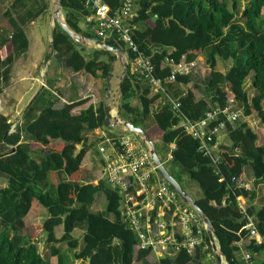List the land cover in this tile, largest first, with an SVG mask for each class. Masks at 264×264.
I'll return each mask as SVG.
<instances>
[{
  "label": "trees",
  "instance_id": "1",
  "mask_svg": "<svg viewBox=\"0 0 264 264\" xmlns=\"http://www.w3.org/2000/svg\"><path fill=\"white\" fill-rule=\"evenodd\" d=\"M238 1L138 0L137 14L131 22L132 25L137 22L146 25L143 30L134 27L132 37L138 49L149 57L155 77L165 79L170 75L171 69L162 66L165 59L172 63L180 60L190 62L207 51L209 68L197 70L206 80V90L210 91L206 97H210L211 105L218 108L229 104L230 97L229 100L236 102L242 111L243 118L238 125H227L231 145L220 144L211 154L205 153L201 141L186 133L181 126L184 119L200 121L207 105L204 99L195 98L190 90L177 99L179 112L166 103L152 116V123L142 128L152 141L158 139L165 144L174 143L173 160L200 190L201 198L195 202L210 220L227 264H245L241 258L243 253L262 251L261 245L247 238L246 230H240L245 220L236 198L247 197L248 193L236 184L232 186V178L248 165L256 181L264 179V147L257 143V131L262 129L259 124L254 127L246 119L255 116L264 129V14H261L264 12V0H249L236 19ZM102 2L111 12L121 5V0ZM25 3L26 0H13L8 12L16 14V19L11 17L4 26L0 25V94L3 87L8 85L14 55L28 48L26 20L22 17L24 10L29 12V20H33L43 12L45 6L32 14L30 9L24 7ZM61 6L68 27L93 38L90 32L81 33L72 15V12H77L90 16L93 12L91 8L84 5L83 0H61ZM149 13L156 15L157 19L152 20ZM93 25L94 22H91ZM107 42L123 48L114 39ZM51 46L54 57L62 61L65 67L75 74H85L97 80L105 79L115 59L113 53L102 49L83 54L85 46L69 39L58 27L55 28ZM100 54L105 55L104 60L97 58ZM216 57L232 61L223 74L213 69ZM202 71L203 74H200ZM140 81L130 74L120 84L119 97L125 110H130L128 102L125 103L127 100L139 97L142 114L147 116L152 99L147 97L148 86L137 94ZM175 81L186 84L190 79L187 74H177ZM247 81L249 90L245 87ZM222 83L227 84V89L221 86ZM250 90L251 95L248 94ZM228 94L231 96L228 97ZM97 97V90L93 88L83 99L59 109H43L27 124L26 131L31 140L40 144L45 158L43 168L30 160L27 153L29 143L18 144L20 132L17 129L10 132L11 123L7 117L0 115L1 147L8 152L7 146L16 145L11 153L3 155L0 152V176H5L8 182L7 188L0 190V264H51L49 259L41 256L35 243H25L17 233L22 227L21 219L30 200L35 197L30 181L32 171H35L36 178L47 169L61 171L67 176V179L52 185L47 193L37 196L48 209L49 217L42 224L49 233L48 242L54 241L52 227L62 223L63 235L57 241L65 242L69 250L76 249L77 241L72 238L71 232L77 223H84L83 245L74 253V258H88V264H133L150 253V247L141 245L136 232L126 225V219L120 214L122 192L114 187H105L102 182L80 183V163L85 149L76 151V144L83 140V125H87L88 129L102 126V102L92 105ZM222 119L219 116V121ZM131 123L134 124L133 121ZM215 124L212 122L210 126ZM112 142L117 144L115 139ZM98 190H103L107 202L105 211L113 213L115 221L107 220L103 213H91L87 209V204ZM246 213L254 217L256 229L264 236V205L258 210L246 208ZM182 239V236H176L177 242L180 243ZM205 239L208 240L207 235ZM236 241L242 242L240 248L233 245ZM194 253L199 257V247H195ZM50 256L57 258L56 264H62L59 249L52 248ZM202 257L205 259L204 253ZM192 258L183 246L175 257L159 259V264H190ZM205 263L199 261L196 264ZM259 264H264V260Z\"/></svg>",
  "mask_w": 264,
  "mask_h": 264
},
{
  "label": "crops",
  "instance_id": "2",
  "mask_svg": "<svg viewBox=\"0 0 264 264\" xmlns=\"http://www.w3.org/2000/svg\"><path fill=\"white\" fill-rule=\"evenodd\" d=\"M12 1L13 0H0L1 26H4L11 17L16 19V14L12 11L8 12ZM35 2L36 0H26L24 5V7L30 9L32 14L44 4L45 6L43 12L33 20H30V22L25 26L28 48L23 51H18L13 57V64L8 81L10 85V97L9 99L6 97H0V115L7 118L11 116L14 117L15 121L13 125L15 126V129L20 132V141L18 144L29 143L27 153L30 160L34 161L36 165L43 168L45 158L42 155L40 144L31 140L30 135L26 131L27 124L33 121L43 109L47 107L59 109L66 104L83 99L93 88L97 90L98 97L92 105L99 101L103 102L106 95V84L105 79L97 80L85 74H75L72 69L65 67L62 61L54 57V50L50 43L52 31V5L51 3L49 4L41 0V5L38 9H35V7L31 6V4H34ZM72 15L81 33L90 32L94 35L93 26H91V22L93 21L89 16H82L77 12H72ZM45 17L46 19L48 17V21L39 25L41 24V22H39L41 18ZM37 21L39 24H37ZM145 27V23L142 22H137L135 24L136 29L143 30ZM41 28H43L42 31ZM49 31L50 36L47 35ZM45 33L47 35L46 39L44 38ZM92 37L95 38V36ZM77 48L79 49L80 47L78 46ZM94 49H96L94 46L92 47L88 45L85 46L82 53L88 55L93 53ZM206 52L207 51H204L200 55L196 56L194 60L190 61L194 64L192 70L187 74L190 81L186 84L176 81L168 83L165 94H154L151 88L142 80L138 83L139 90L137 94H141L145 89V86H148L147 88L149 89V92L147 97L152 99L149 104V113L147 116H143L142 114L139 97L129 99L125 102H128L130 110L122 108L120 97H116L118 94L120 96L118 87L119 80L112 78L111 85L116 98L115 103L112 104L113 114L121 116L130 123L133 121L137 127L142 129L152 123V116L159 112L166 103H169L171 100H177L180 96L184 95L185 92L190 90L194 94L195 98H202L206 101L207 105L202 112V117H204L205 111L209 106H212L209 101L210 97H201V90L198 88V85H195L192 81V72L196 75L198 73L197 70L204 67L203 65L205 63L207 64ZM97 58L104 60L105 55H97ZM226 60L228 61L230 59ZM181 61L184 60H180L179 62ZM221 61V58L216 57L213 69L223 74V69L225 68L221 67ZM230 62L232 64L231 60ZM173 64L175 63H172L169 59H165L164 62H162L163 67L172 68ZM207 65L209 67V64ZM117 71L118 73L121 72V67L118 64L114 66V74ZM43 74H45L44 85H42L44 82L42 79ZM251 118L252 116L246 117L250 124L257 127L256 125H258V123L256 122L259 121V119L253 123L251 122ZM260 126L262 130L257 131V143L263 144L264 147V129L262 125ZM13 130L10 129V132H13ZM122 135H126L132 145H140L141 148L145 150V147L141 144L140 139L135 135L124 131L120 125L110 128L102 125L94 129H88L87 125H83V140L76 144V151L85 149V153L80 163L82 171L80 173V183L97 184L98 182H102V185L105 187H113L107 181L108 167L115 162H126L127 160L123 154L122 148L117 145L118 138ZM113 139L117 140V144L112 142ZM55 142H58V140H55ZM153 143L156 154L163 165L166 163L170 164L176 170L185 174V170L173 160L172 151L175 148L174 143L165 144L158 139L153 140ZM220 144L224 146L231 145L227 132L213 137L211 142L213 152L216 151L217 146ZM7 147L9 150L8 152L10 153V148H15L16 145H9ZM101 147L104 148L103 151L100 150ZM118 147H120V150H118ZM8 152L2 151L3 155H6ZM213 155V157H216L215 154ZM165 169L171 176H173L167 168ZM32 174L33 176L30 181L32 183L31 185L34 187L35 197L31 198L26 214L21 219L22 227L18 229L17 233L26 241L25 243H35L41 256L43 257L42 254L44 253L46 255L44 258L49 259L51 264H56L57 260L55 256H50L52 248L59 249V257L62 264H88V258L77 259L73 256L74 253H77L82 248V237L86 228L84 223H77L71 232L72 238L77 241V247L74 250H69L65 242L57 241L63 235L62 223L56 224L52 227V237L54 238V241L52 242H48L46 240L49 233L42 227L44 221L48 219L49 214L47 206L44 205L43 201L37 198V196L47 193V191L51 189L50 187L52 185H55L58 181L67 179V176L61 171L49 169L36 178H34L35 171H32ZM37 174L38 173L36 172V175ZM151 180H153V182ZM156 180H160L157 175L149 180V189L147 192H139V186L132 177L129 179V184L127 185L125 191L120 190L123 196L119 206L121 216L126 219V225L136 232L141 245L143 247H150L151 249L150 253L145 258L138 262H134L133 264H159V259L175 257L180 248L185 245L184 233L186 231L181 225L179 216L172 210L164 208L159 202L155 201L153 197ZM235 184L238 187L244 188L248 193L247 197H239V204L243 209H245V211L246 208L250 207L254 210H258L264 205V179L256 181L253 177L251 168L248 165L242 167L241 172L235 180ZM7 186V178L5 176H0V190L7 188ZM189 189L192 194H189L188 192L186 193H188L194 201L201 198V192L198 187L196 189L193 185H189ZM126 195H132L134 201L127 203ZM106 204V196L103 190H98L95 194H93V197L87 204V209L91 213H103L107 220L113 222L116 217L113 213L105 211ZM128 210L130 211L129 214H127ZM152 212H154L153 218L151 217ZM34 228L37 230H34ZM45 232L47 235H45ZM176 236L183 237L180 243L177 242ZM233 245L236 248H240L242 246V242L236 241ZM200 247L201 246H199V248ZM202 249V252L205 254L204 260L206 262H209V260L211 261L213 258L216 262L215 255L211 251V247L209 248L208 246H204ZM189 253L193 256L190 264L198 263L202 255L200 254L199 257H196L194 250L189 251ZM261 256L263 255H260V257ZM196 258L198 261L195 263L194 259ZM262 258L263 257L259 258V262L262 261Z\"/></svg>",
  "mask_w": 264,
  "mask_h": 264
},
{
  "label": "built area",
  "instance_id": "3",
  "mask_svg": "<svg viewBox=\"0 0 264 264\" xmlns=\"http://www.w3.org/2000/svg\"><path fill=\"white\" fill-rule=\"evenodd\" d=\"M83 3L93 11L89 17L94 22L93 33L95 38L105 41L114 39L121 43L123 45L121 49L124 51L128 61L130 74L144 81L154 94H165L167 84L174 82L177 74H188L192 70L194 65L192 62L181 61L173 64L172 68H170V75L165 79H160L153 75V65L149 57L138 49L132 37V30L135 25H132L131 22L137 14L138 0H121L120 7L113 12L102 0H83ZM169 103L175 112H179L177 100H171ZM230 108L228 104L222 108L209 106L205 111V116L200 121L192 122L184 119L181 122V126L186 133L201 141V148L205 153L211 154L213 153L211 148L213 137L227 132V125L232 126L236 122V118L240 116V111L234 112ZM219 116L223 117L220 121ZM212 122H216V124L210 126ZM118 144L121 146L127 160L126 162H115L108 167V183L119 190L125 191L129 184V179L133 177L139 186V192H147L149 180L157 175L160 180L155 181L153 197L164 208L172 210L179 216L181 225L186 231L184 233V247L188 251H193L195 247L199 246V236L204 230V225L196 213L184 204L172 187L158 175L146 149L143 150L137 144L132 145L126 135L118 138ZM100 150L103 151L104 148L101 147ZM236 200L242 213V218L245 220L240 230H246L247 238L262 246L261 253H243L241 258L245 264H259V258L263 257L262 260H264V236L256 229L254 217L247 214L245 209L239 204V197ZM133 201L132 195H126L127 203ZM129 213L130 211L128 210L127 214ZM260 255L263 256L260 257Z\"/></svg>",
  "mask_w": 264,
  "mask_h": 264
},
{
  "label": "water",
  "instance_id": "4",
  "mask_svg": "<svg viewBox=\"0 0 264 264\" xmlns=\"http://www.w3.org/2000/svg\"><path fill=\"white\" fill-rule=\"evenodd\" d=\"M51 5L53 8L52 31H51V39H50L51 45H52L55 25H56L72 41L80 45H83V46H88L92 44V46H94L96 49H102L104 51L111 52L115 56V59L112 61L109 71L105 77L106 95L102 102V109L104 113V120L102 122V125L107 128L117 127L118 125H120L122 126L124 131H126L127 133H131L140 139L141 144L145 147L146 151L148 152L149 158L151 162L153 163V165L155 166L158 175L172 187V189L177 193V195L182 200V202L186 204L188 207H190L196 213L197 217L204 225V230L210 241L211 251L215 255L216 264H227V262L225 261L220 251V243L214 233L210 220L206 217L205 213L197 205L194 199H192L185 192V190L182 188L180 183L166 171L164 165L162 164V162L160 161V159L158 158L156 154L153 141L148 138V136L145 134V132L140 127L134 126L128 120L122 118L121 116L117 114H113L112 112L113 111L112 104L115 103L116 98H115L114 91L112 89L111 79L112 78L118 79L119 80L118 87H120L121 82L127 79L130 75L128 61L124 55V51L118 46L110 45L107 41L103 39L86 37L84 35L74 32L72 29L68 27L65 20L63 19L64 13H63L62 6H61V0H52ZM149 15L151 16L152 20L157 19L156 15H153L152 13H149ZM116 64H118L121 67V72L118 75L114 74V66ZM42 79L44 81L42 85H44L45 74H43ZM116 97H119V94ZM14 149H15L14 147H11L10 153L13 152ZM237 177H238V174H236L232 178V186L235 185V180ZM45 235H47L46 232H45Z\"/></svg>",
  "mask_w": 264,
  "mask_h": 264
},
{
  "label": "rangeland",
  "instance_id": "5",
  "mask_svg": "<svg viewBox=\"0 0 264 264\" xmlns=\"http://www.w3.org/2000/svg\"><path fill=\"white\" fill-rule=\"evenodd\" d=\"M43 2L45 1V2H47V3H51L52 2V0H42ZM32 2H34V1H32ZM248 2H249V0H239L238 1V6H237V11H236V19H238L239 17H240V15H241V11L245 8V6H247V4H248ZM41 5V0H36V2L34 3V4H31V6H33V7H35V9H38V7ZM50 6V5H49ZM51 7V6H50ZM229 7H230V5H229ZM63 13H64V11H63ZM262 15L264 14V12L262 11V13H261ZM50 16V15H49ZM48 16V17H49ZM23 18H24V20H26V25L30 22V20H29V18H30V15H29V12L27 11V10H24V14H23V16H22ZM48 17H47V19H46V17L45 18H41V20L39 21V22H41V24H39L38 23V21H37V24H39V25H42V23H44V22H46V21H48ZM63 19H64V14H63ZM25 25V26H26ZM57 26L55 25V28H56ZM43 30V28H41V31ZM47 35H49L50 36V31L47 33ZM47 35H46V33L44 34V38L46 39L47 38ZM90 46H92V44L90 45ZM93 47V46H92ZM220 64H221V67H224L225 69H223V72L225 73V70L226 69H228L229 68V66L231 65V62H230V60H222L221 62H220ZM204 67H203V69L202 70H207L209 67H208V65L205 63L204 65H203ZM120 73V72H119ZM118 73V71L115 73L116 75H118L119 74ZM197 73V72H196ZM192 74L193 75H195V73H193L192 72ZM200 74H203V71L200 73ZM192 75V81L194 82V84L196 85H198V88L201 90V93H200V95H201V97H206L207 96V94L206 93H208V92H210V91H207V90H205V88H206V86H205V83H206V80H205V78H204V76H200L199 75V73H197L195 76H193ZM198 77V78H197ZM0 86L2 87V84H1V82H0ZM191 86V85H190ZM221 86L224 88V89H227V84L226 83H222L221 84ZM249 81H247L246 82V84H245V87H246V90L248 89L249 90ZM197 87V86H196ZM248 87V88H247ZM248 94L249 95H251L252 94V90H250L249 92H248ZM229 96H231L230 94H228V97ZM0 97H6V98H8L9 99V97H10V85H9V82H8V85L7 86H5V87H3V89H2V93L0 94ZM229 99H230V97H229ZM228 99V105H230V109L232 110V111H234V112H236V111H240V116L238 117V118H236V122L234 123V124H232V125H235L236 123V125H238V123L241 121V119L243 118V115H242V111H241V109H240V107H239V105L236 103V102H234V101H230ZM8 102V101H7ZM251 117V116H250ZM252 121L251 122H253V123H255V121H257V118L255 117V116H252ZM8 120H9V122L11 123V128L10 129H14V130H16L15 129V126L13 125V123H14V121H15V119H14V117H9L8 118ZM256 123H258L259 124V126H260V123H259V121H257ZM235 125V126H236ZM256 126H258V125H256ZM13 130V131H14ZM6 152L7 150H6V148H2L1 146H0V152ZM158 151V150H157ZM164 167L165 168H167L169 171H170V173L173 175V177L180 183V185L182 186V188L184 189V190H186L185 192H188L189 194H192L191 193V191H190V189H189V185H193L196 189H197V186L192 182V181H190L188 178H187V176L185 175V174H183V173H181V172H179L178 170H176L172 165H170V164H165L164 165ZM187 193V194H188ZM205 236H206V233H205V231L203 230L202 231V234L199 236V246H201L199 249L201 250V255L203 254V252H202V247H204V246H208L209 248H210V241H209V239L206 241V239H205ZM198 246V247H199ZM38 248V247H37ZM43 255V257H46V255L43 253L42 254ZM194 261H195V263H196V261H198L197 260V258L196 259H194ZM199 261H204V262H206L204 259H203V257L201 256V259H199ZM66 264H69V263H66ZM206 264H216V262H215V260H214V258L210 261L209 260V262H206Z\"/></svg>",
  "mask_w": 264,
  "mask_h": 264
}]
</instances>
